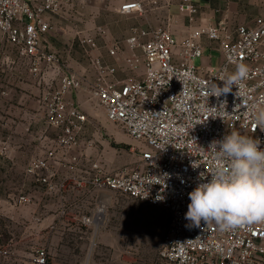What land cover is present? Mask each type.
<instances>
[{"label":"built area","instance_id":"2783aa9c","mask_svg":"<svg viewBox=\"0 0 264 264\" xmlns=\"http://www.w3.org/2000/svg\"><path fill=\"white\" fill-rule=\"evenodd\" d=\"M74 2L0 0L3 38L28 61L33 75L48 83L49 75L55 73L59 82L53 91L45 86L39 101L46 125L60 135L45 156L30 162L26 176L33 177L45 194L58 198L61 219L75 210L73 221L90 232L93 245L109 223L106 192L168 214L161 264H264V223L221 231L215 223L201 221L196 227L185 219L188 193L210 180L219 163L209 150L213 140L236 131L259 138L264 149V131L255 124L264 110V17L235 28L225 22L198 26L180 40L168 27H132L125 48L117 44L109 49L112 63L95 56L96 40L85 37L80 45L95 71L90 84L46 43L53 29L51 19L63 15ZM120 11L141 14L144 6L135 1ZM179 12L193 23L199 6L195 0H182ZM213 52L219 55L218 67L210 63L196 67L195 60L209 56L210 62ZM240 63L247 65V77L229 93L213 95L215 85L223 87L222 80L234 74ZM121 71L128 76L119 79ZM81 91L91 94L107 119L138 143L136 166L113 174L99 159L89 168L84 165L81 138L87 117L68 101L72 93ZM57 166L67 171L86 169L59 179ZM70 192L73 205L66 198ZM94 192L101 193L85 213L82 203ZM29 201L23 194L17 203ZM16 252L12 241L0 240V264H52L46 248L36 249L26 261Z\"/></svg>","mask_w":264,"mask_h":264},{"label":"rangeland","instance_id":"374dc122","mask_svg":"<svg viewBox=\"0 0 264 264\" xmlns=\"http://www.w3.org/2000/svg\"><path fill=\"white\" fill-rule=\"evenodd\" d=\"M133 1H141L149 13H133L124 19L107 20L117 35L129 32L132 27H168L178 38L209 21L225 22L229 27L235 28L241 18V12L232 10L231 0H195L199 6V15L193 23L179 12L182 0H156V4L150 0ZM243 1L245 10L258 7L253 0ZM86 2L87 0L84 4L87 5ZM78 6L83 7L82 4ZM88 22L86 19L73 21L75 26L85 30ZM8 45L0 33V60L17 56ZM78 52L88 62L81 47ZM219 61L218 53L213 52L210 62L197 59L195 65L201 68L210 63L216 68ZM71 70L78 72L75 68ZM86 74L92 84L95 79L94 69L88 68ZM38 79V76L32 74L33 98H36V94L41 95L44 87V84H38ZM58 83L56 74H50L46 84L48 91L57 89ZM68 101L70 107L79 108L87 117L81 138L87 159L84 165L87 168L98 159L113 174L137 165L138 143L118 124L107 119L104 110L91 94L82 96L81 92L72 93ZM0 121L7 124L0 128V155H9L15 161L10 170L6 164L0 166V240L5 243L12 241L21 261H26L36 249L46 248L51 262L54 261L55 264H161L159 253L164 245L168 226L166 212L120 194L105 192L103 195L110 201L107 212L109 223L93 245L90 232L73 221L75 210L70 211L69 217L61 219V203L57 197L47 194L46 197L41 196L43 188L25 173L33 159L45 156L54 147L60 131L46 125L44 112L39 110L37 101L35 105L33 102L29 122L27 117L25 120L29 126L17 127L7 114ZM20 121L24 122L23 119ZM86 167L67 172L77 176ZM100 193L94 192L88 196L82 203L83 212L88 213L93 208ZM23 194L28 195L30 201L18 205V198ZM66 198L69 204H74L73 192L68 193Z\"/></svg>","mask_w":264,"mask_h":264},{"label":"crops","instance_id":"0c3cea01","mask_svg":"<svg viewBox=\"0 0 264 264\" xmlns=\"http://www.w3.org/2000/svg\"><path fill=\"white\" fill-rule=\"evenodd\" d=\"M133 2L135 1L87 0L86 5L82 0H75V3L71 5L63 15L51 19L53 29L47 35V46L52 52L60 54L71 68L77 69L78 73L80 75H85L89 81V76L86 74V71L90 68V65L79 55L78 52L80 51V47H83L80 45V40L85 37H93L96 40L98 47L97 50L94 51V53H96L95 56L101 57L108 63H112L113 59L108 53L109 49L115 47L117 44L125 48L126 40L130 36V31L117 35V32H115L111 25L106 21L127 18V15L121 13V7ZM230 3L232 10L241 12L240 23L238 25H253L257 18L264 17V0H253V3L257 4L258 7H254L252 10H245L243 8L242 5L245 4V1L243 0H231ZM80 4H82L83 7H79L78 5ZM144 13H149L145 6L143 13L140 15ZM226 17H228V15H226ZM82 19L89 21L86 30L75 26L73 23L74 20ZM214 23L216 22L209 21L208 23H202L199 26ZM101 30L104 33H102ZM187 34L188 32L184 35H179L178 39L180 40L186 37ZM8 47L12 46L8 45ZM107 48H109L108 51ZM14 51L17 55L14 56V58L8 56L7 58L0 60V118H3L7 114L13 119V122L17 127H26V125L29 126V123L26 124L25 120L27 117V122H29L32 116L33 102L35 105L37 101L39 110L42 109L39 101L41 95L40 93L38 95L36 94V98H33L32 74L30 72L29 63L18 54L16 49H14ZM204 60L209 62V56H206ZM126 76H128V73L122 71L118 73L119 79H123ZM38 84H44L45 87L47 82L42 81L41 77H39ZM40 89L41 88H39V91ZM86 93L87 92L81 91L82 96ZM16 119L19 121L17 122ZM21 119H23L24 122L20 121ZM5 124L6 123L0 121V128ZM5 164L7 165L8 170H10L12 166L15 165V161L9 155L7 157H1L0 155V166H6ZM57 170L59 179L68 173L66 169H60L58 166ZM41 196H45L44 190L41 192ZM43 206L46 207L45 204H43ZM52 263L55 264L54 261Z\"/></svg>","mask_w":264,"mask_h":264},{"label":"clouds","instance_id":"9594fccd","mask_svg":"<svg viewBox=\"0 0 264 264\" xmlns=\"http://www.w3.org/2000/svg\"><path fill=\"white\" fill-rule=\"evenodd\" d=\"M248 71L247 65L238 64L235 73L222 80L223 87L215 85L213 95L229 93ZM255 124L264 131V110L256 116ZM209 150L219 163L210 180L188 193L185 219L196 227L201 221L215 223L221 231L264 223V149L260 139L232 131L213 140Z\"/></svg>","mask_w":264,"mask_h":264}]
</instances>
